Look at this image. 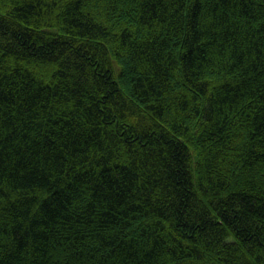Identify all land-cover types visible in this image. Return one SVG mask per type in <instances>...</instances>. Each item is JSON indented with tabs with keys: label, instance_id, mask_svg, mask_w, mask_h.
<instances>
[{
	"label": "trees",
	"instance_id": "16d2710c",
	"mask_svg": "<svg viewBox=\"0 0 264 264\" xmlns=\"http://www.w3.org/2000/svg\"><path fill=\"white\" fill-rule=\"evenodd\" d=\"M0 264H264V0H0Z\"/></svg>",
	"mask_w": 264,
	"mask_h": 264
}]
</instances>
